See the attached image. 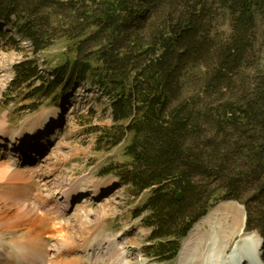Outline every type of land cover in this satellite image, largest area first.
<instances>
[{
    "label": "trees",
    "instance_id": "obj_1",
    "mask_svg": "<svg viewBox=\"0 0 264 264\" xmlns=\"http://www.w3.org/2000/svg\"><path fill=\"white\" fill-rule=\"evenodd\" d=\"M220 17L228 34L216 30ZM258 19L264 0H0V24L33 53L59 38L74 45L51 78L33 60L17 64L11 89L38 82L27 97L55 98L75 84L94 88L107 97L113 123L95 128L97 149L130 136L128 161L105 172L133 199L148 192L135 215L151 229L142 251L152 260H173L220 200L244 204L246 229L264 244Z\"/></svg>",
    "mask_w": 264,
    "mask_h": 264
},
{
    "label": "rangeland",
    "instance_id": "obj_2",
    "mask_svg": "<svg viewBox=\"0 0 264 264\" xmlns=\"http://www.w3.org/2000/svg\"><path fill=\"white\" fill-rule=\"evenodd\" d=\"M228 23V18L220 17L216 24V30L228 34ZM5 29L6 31H3L0 27V120L4 123L0 134V172L5 168L24 172L18 175L21 178L19 181L13 180L17 175L0 176V207L3 206L2 200L5 197L10 198L17 195L13 191L18 186L15 184L31 183L34 186L33 199L40 192L43 195L50 192L52 195L48 196L55 197V203L58 205V208L54 209V213L57 212L56 215L46 217L39 225V229L37 228L38 230L40 228L48 230L55 223H64L67 233L75 239L79 246L84 242L83 239L87 242L91 237L103 239L114 236L120 244V250L126 249L124 256L129 261L128 264H179L180 254H193L201 251L199 249L202 246L198 241L201 240L205 243L207 240H211L217 230L222 232L221 236L227 235L233 230L231 220L224 217L225 212L230 213L231 216L233 210L239 208L245 213L242 203L236 200H220L209 209L206 216L201 218L202 220L200 219L199 222L197 221L198 223L196 222L197 224L195 223L196 225L194 224L186 237L183 238L179 255L172 261L164 263L150 260L142 252V248L148 244L150 229L142 224L140 215H135L136 209L146 199L148 192L133 199L125 188L120 186L115 173L105 172L110 165H123L128 161L124 155V148L130 136L111 149L98 150L95 145L98 136L95 128L109 127L113 124L107 97L96 89L91 90L80 84H75L67 93L59 95V97L55 96V98L52 96L44 98L42 95L27 97L32 89L39 85L38 82H33L30 87L20 85L16 89H11L10 85L17 64L26 59L33 60L39 74L51 78L55 66L64 62L67 57L74 56V45L64 38H59L44 50L33 53L28 41L18 37L13 29L9 30L8 27ZM256 34L257 43L254 50L257 52V57L263 60V20L258 19ZM70 48L72 53L68 52ZM34 104L37 106V110L31 111L29 107ZM43 115L49 117H47L46 124L54 118L57 121H53L55 123L49 129L42 131L40 136L34 140L35 143L29 144V146L28 144L19 146V141L21 145H24L28 138L38 136L36 130L40 128ZM29 134L31 137H28ZM18 137L20 138L18 139ZM10 138H13L14 140H11L15 142L9 140ZM14 161L16 165L12 164ZM83 177H88L98 184L108 183L109 186L105 188L108 190L106 193L104 190L100 195H96L90 191L89 186L85 185L82 191L85 192V195L77 197L82 192L78 193L64 207L66 213L60 214V200L59 196L55 195L54 188L58 186L63 189L67 188L69 183H74ZM89 192L94 194L92 198H88ZM49 204H53V202L51 201ZM228 204L232 210L227 207ZM81 207L86 211L92 210L86 212V222L74 217L76 209ZM103 208L106 210V214L100 212ZM223 226L227 227L226 231L221 229ZM243 228V232L239 233L241 236L236 235L230 241L228 246H232L231 250L238 244L240 238L250 233L260 239L256 230H245V221H243ZM195 231L196 235H194ZM245 233L247 235H244ZM43 236L47 239L48 233ZM105 241L110 240L105 239ZM48 249L49 247H47ZM230 251L227 250V253ZM63 254H68V252ZM78 264L107 263L102 259H93L92 261L84 260Z\"/></svg>",
    "mask_w": 264,
    "mask_h": 264
},
{
    "label": "bare ground",
    "instance_id": "obj_3",
    "mask_svg": "<svg viewBox=\"0 0 264 264\" xmlns=\"http://www.w3.org/2000/svg\"><path fill=\"white\" fill-rule=\"evenodd\" d=\"M41 117L40 128L47 123L48 116L43 115ZM3 128L4 123L0 120V134ZM11 139L13 138L9 140ZM12 164L16 165V162L14 161ZM21 172L24 171H14L5 168L1 170L0 176L17 175L13 180L19 181L21 178L18 175H21ZM15 185L18 186L13 191L17 195L10 198L5 197L2 200L3 206L0 207V264H78L81 261H92L93 259H102L107 264L129 263L126 256H124L126 249L122 248L120 250V244L115 240L114 236L104 237L103 239L91 237L87 242L83 239L82 241L84 242L79 246L76 244L75 239L67 233L64 223H55L48 230H42L41 228L38 230L39 225L46 217L53 214L56 215L57 212L54 213V209L58 208V205L55 203V197H49L48 195H52L50 192L46 195L40 192L33 199L34 186L31 183ZM85 185L89 186L90 191L96 195H100L109 186L108 183L98 184L88 177H83L74 183H69L67 188L55 187V195L59 196L60 200V214L66 213L64 207L70 203L72 198L74 199L78 193L83 191ZM51 201L53 204H49ZM82 207L76 209L74 217L86 222V212L92 210L86 211ZM227 207L232 210L229 204ZM2 208L4 209L2 210ZM104 208L100 212L102 211V213L106 214ZM225 213L224 217L231 220L230 223L233 226V230H231L232 228L229 229L231 231L223 236H221L222 232L217 230L211 240H207L205 243L201 240L198 241L202 246L199 249L201 251L193 254H180L178 258L179 264H238L246 257L253 264H260L258 262L260 239L254 234L250 233L247 235L245 233L244 235L247 236L240 238L233 250L227 253L230 241L244 230L245 213L240 211L239 208H235L231 216L230 213ZM43 216L44 218H42ZM221 229L226 231L227 227L223 226ZM46 233H48L47 239L43 236ZM196 234L197 232L195 231L194 235ZM105 239L110 241H105ZM47 247H49L48 250ZM65 252H68V254H63Z\"/></svg>",
    "mask_w": 264,
    "mask_h": 264
},
{
    "label": "water",
    "instance_id": "obj_4",
    "mask_svg": "<svg viewBox=\"0 0 264 264\" xmlns=\"http://www.w3.org/2000/svg\"><path fill=\"white\" fill-rule=\"evenodd\" d=\"M181 197V193L180 192H178L177 193V198H180ZM244 206V205H243ZM246 217H247V215H246V212H245V220H246Z\"/></svg>",
    "mask_w": 264,
    "mask_h": 264
}]
</instances>
